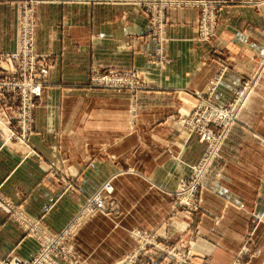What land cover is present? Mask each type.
I'll return each mask as SVG.
<instances>
[{
	"label": "crops",
	"instance_id": "0c3cea01",
	"mask_svg": "<svg viewBox=\"0 0 264 264\" xmlns=\"http://www.w3.org/2000/svg\"><path fill=\"white\" fill-rule=\"evenodd\" d=\"M134 1L39 6L36 50L50 55V86L34 111L32 157L1 147L0 135V193L58 234L111 181L114 210L82 224L75 251L84 264H118L137 249V234L172 217L173 193L204 152L179 118L210 92L214 103L231 102L250 80L256 92L204 179L190 228L179 216L168 237L170 244L193 240L194 264H264V0H177L211 3L217 28L200 41L201 3L174 8L161 49ZM8 14L0 18L5 51L16 46ZM110 70L134 72L142 88H85L95 71ZM26 231L0 206V260L38 252ZM245 247L250 253L241 257Z\"/></svg>",
	"mask_w": 264,
	"mask_h": 264
},
{
	"label": "rangeland",
	"instance_id": "374dc122",
	"mask_svg": "<svg viewBox=\"0 0 264 264\" xmlns=\"http://www.w3.org/2000/svg\"><path fill=\"white\" fill-rule=\"evenodd\" d=\"M101 1L102 0H0V18L2 17L5 18V13L6 14L9 13L8 15L9 16L11 15L12 19H14V25L16 27V32H17L15 39L16 46L13 50L5 51L4 48H0V135L2 137L1 147L11 146L10 148L13 150L24 151L25 159L32 157L34 152L29 144V137L31 135V132H33V127H34V111L41 105L40 101L44 96V92L46 88L50 86V81H51V79L49 78V73L51 68L50 55L47 53H39L36 50V42H37V38H36L37 12L36 11L39 8V6H47L51 4L80 6L84 4H96V3H100ZM158 1L159 0H153V2H149V0H135L134 2L140 6V8L144 11L145 15L147 16L150 25L149 35L155 39L158 48L161 49V46H163V43L166 40L168 41V38L161 41V39H159V32H156V36L153 34L154 23H159L155 19L156 18L155 8H156V3ZM174 1L175 2L171 5V7L164 11V20L162 23H160L162 24L163 29H166L167 27L165 15L168 11L174 8H184V7H192V6L196 7L194 6V4L196 5L197 3H201L199 19L197 23L199 40L203 42L208 41L214 36L217 28V18L214 14V11L211 10L210 5L208 6L205 5L203 3L205 1L194 2L193 5H188L177 0ZM0 24H1V20H0ZM44 59H45V63H44ZM118 74H122V75H118ZM128 74H135V73L132 71H118V70H110L104 73L100 71H95L89 80L88 86L85 88L99 89V90L113 89L116 91L128 90V89H118L113 87L108 88L100 84L102 83L100 81L105 77H109L110 79H115L117 77H127ZM35 79H37L40 82L39 84L41 85V90H42L41 96L33 99L34 107L27 104L24 105V100L20 92L24 90L26 91L27 94H30L34 90V87L26 89L25 83L35 84L34 83ZM247 82L253 85V86L251 85V89H252L251 91L249 90L243 91L244 84ZM254 84L255 83H252L250 80L244 81L241 84L240 89L237 91V94H241V93L244 94L247 91L243 99V105L249 94L250 93L254 94L256 92L254 91L255 90ZM212 95L213 94H211L210 92L205 99L211 100L213 98ZM201 102L202 100L199 102V104ZM23 107L25 109H30L28 107H31L32 109L29 113V116L32 121L26 122V125L23 119ZM3 114H5L6 116L8 115L15 116V118L11 121L10 125H7L4 122L2 116ZM183 118H185V116L180 117L179 120H181L182 122ZM238 119L240 120L239 114H238ZM24 127L28 129L27 133H24L23 130ZM196 162L194 164H196ZM191 175H192V167H191L190 176ZM177 189L175 190V192L177 191ZM174 193H173L172 217L168 218L161 225V227H159L157 231L153 233L143 234L141 243L142 242L144 243L143 244L144 250L142 252L143 258L141 259V261L128 262L127 258L130 257L133 254L132 253L118 264H194L193 251L195 250V245H193L194 244L193 240L183 239L182 242H178L177 244H170L168 236L170 232V221L179 216L181 217L182 215H184V218L186 220L185 226L187 227V229L190 228L189 225L190 223L188 222L192 221L193 215L199 210L200 205L196 212L194 211L191 214H188L183 207H178L180 206L179 204L176 205L177 201L176 198L174 197ZM12 205L16 209V206L14 204ZM108 208H109L108 210L109 213L113 211L114 203L108 201ZM15 221H17L23 226L22 222L20 221L19 218L16 217V215H15ZM64 229H62V231ZM26 233H28L30 237L34 238L39 244V241L35 237L34 232L26 231ZM39 248H40V244H39ZM138 249L134 251V254L138 251ZM249 253L250 251H248V247H245L243 248L240 256L243 257L245 255H248ZM9 259H2V261H8ZM204 264H208L207 260L204 261Z\"/></svg>",
	"mask_w": 264,
	"mask_h": 264
},
{
	"label": "built area",
	"instance_id": "2783aa9c",
	"mask_svg": "<svg viewBox=\"0 0 264 264\" xmlns=\"http://www.w3.org/2000/svg\"><path fill=\"white\" fill-rule=\"evenodd\" d=\"M159 1L156 3L155 8V19L159 23H154L153 34L156 36V32H159V39L163 41L167 37L166 31L160 23L164 20V11L169 9L175 1ZM149 2H153V0H149ZM183 3L190 5L194 2L185 1ZM203 3L207 6L211 5V3ZM100 82H102L100 84L108 88L128 89L133 92L142 88V84L135 74H128L127 77H117L115 79L105 77ZM34 83L36 85L25 83L26 89L34 87V90L30 94H27L24 90L20 92L24 100V105L27 104L34 107L33 99L41 96L42 90L41 85L39 84L40 82L35 79ZM251 85L252 84H249V82L245 83L243 91H251ZM246 92L244 94H237L230 103L216 104L210 99H204L198 104L193 113L182 119L184 127L189 132L196 135L200 142L204 144V152L201 158L192 166V175L188 178L181 179L178 189L174 193V197L177 201L176 205L179 204L180 206L178 207H183L188 214L198 210L200 205V191L206 187L204 179L210 173L212 167L223 159L222 147L232 128L239 121L238 114L243 106V99ZM28 108L30 109H25L23 107V119L25 125L26 122L32 121L29 116L32 109L31 107ZM2 116L7 125H10L11 121L15 118L14 115L6 116L3 114ZM23 130L24 133L28 132V129L25 127ZM113 192L114 186L112 182H105L84 202L80 211L68 227L58 234H51L42 230L38 224H35L33 221L24 217L17 208L15 209L11 201L5 199L0 193V206L11 215L14 213V217L16 215V217L20 219L27 231L34 232L35 237L40 244L39 251L30 259L14 256L8 261L0 260V264H84L79 260L75 251V240L78 231L82 224L93 215L97 213H109L108 201H110L109 198L112 196ZM137 236L140 238V243L137 247V249H139L135 254L133 253L134 256L132 254L127 258L128 262H140L143 258L142 252L144 250V243H141L143 234H137Z\"/></svg>",
	"mask_w": 264,
	"mask_h": 264
},
{
	"label": "bare ground",
	"instance_id": "6f19581e",
	"mask_svg": "<svg viewBox=\"0 0 264 264\" xmlns=\"http://www.w3.org/2000/svg\"><path fill=\"white\" fill-rule=\"evenodd\" d=\"M253 86V85H252ZM252 90V89H251Z\"/></svg>",
	"mask_w": 264,
	"mask_h": 264
}]
</instances>
